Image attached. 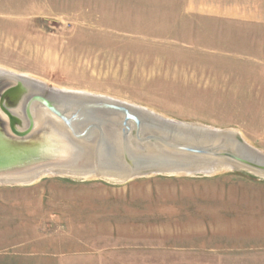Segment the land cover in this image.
<instances>
[{
	"label": "rangeland",
	"instance_id": "1",
	"mask_svg": "<svg viewBox=\"0 0 264 264\" xmlns=\"http://www.w3.org/2000/svg\"><path fill=\"white\" fill-rule=\"evenodd\" d=\"M0 67L230 128L264 153V0H0ZM88 258L264 264V176L0 184V264Z\"/></svg>",
	"mask_w": 264,
	"mask_h": 264
},
{
	"label": "water",
	"instance_id": "2",
	"mask_svg": "<svg viewBox=\"0 0 264 264\" xmlns=\"http://www.w3.org/2000/svg\"><path fill=\"white\" fill-rule=\"evenodd\" d=\"M238 168L264 172V154L233 129L0 69V184L48 175L126 182Z\"/></svg>",
	"mask_w": 264,
	"mask_h": 264
},
{
	"label": "bare ground",
	"instance_id": "3",
	"mask_svg": "<svg viewBox=\"0 0 264 264\" xmlns=\"http://www.w3.org/2000/svg\"><path fill=\"white\" fill-rule=\"evenodd\" d=\"M0 69L1 70H5V71H10V72H13V73H17V72H14V71H12V70H10V69H6V68H4V67H0ZM17 74H21V75H25V76H28V75H26V74H23V73H17ZM28 77H30V76H28ZM32 78V77H31ZM32 79H34V78H32ZM36 80V79H35ZM38 81V80H37ZM39 82H41V81H39ZM68 91H76V90H68ZM78 92H84V91H78ZM85 93V92H84ZM86 93H88V92H86ZM89 93H91V94H97V93H92V92H89ZM99 95H102V94H99ZM102 96H106V95H102ZM146 108H148V109H150L149 107H146ZM152 110V109H151ZM154 111V110H153ZM160 113V112H159ZM243 137V136H242ZM249 143V142H248ZM253 147V146H252ZM256 147V146H255ZM254 148V147H253ZM254 149H256V148H254ZM260 151V150H259ZM262 152V151H261ZM264 154V153H263ZM250 171H251V169H249ZM253 171H251V172H256L255 174H258V175H262V176H264V172H262V171H257V170H255V169H252ZM71 177V176H70ZM84 177H86V176H77L76 178H84Z\"/></svg>",
	"mask_w": 264,
	"mask_h": 264
},
{
	"label": "crops",
	"instance_id": "4",
	"mask_svg": "<svg viewBox=\"0 0 264 264\" xmlns=\"http://www.w3.org/2000/svg\"><path fill=\"white\" fill-rule=\"evenodd\" d=\"M86 255L90 256V253L89 254L87 253ZM88 259H89L88 261H89V264H90V258H88Z\"/></svg>",
	"mask_w": 264,
	"mask_h": 264
}]
</instances>
